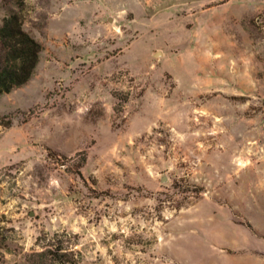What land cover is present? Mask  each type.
<instances>
[{"label": "rangeland", "instance_id": "obj_1", "mask_svg": "<svg viewBox=\"0 0 264 264\" xmlns=\"http://www.w3.org/2000/svg\"><path fill=\"white\" fill-rule=\"evenodd\" d=\"M14 13L43 50L0 95V264L55 234L81 264H264V0Z\"/></svg>", "mask_w": 264, "mask_h": 264}, {"label": "trees", "instance_id": "obj_2", "mask_svg": "<svg viewBox=\"0 0 264 264\" xmlns=\"http://www.w3.org/2000/svg\"><path fill=\"white\" fill-rule=\"evenodd\" d=\"M22 1L18 5L22 6ZM42 45L23 28L21 17L14 13L0 26V95L30 81L40 61ZM1 228V227H0ZM75 236L42 235L37 240L39 251L29 256L31 264H81L74 249ZM3 237L0 229V262L3 260Z\"/></svg>", "mask_w": 264, "mask_h": 264}]
</instances>
